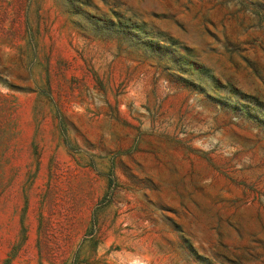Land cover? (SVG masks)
Here are the masks:
<instances>
[{"label":"rangeland","instance_id":"obj_1","mask_svg":"<svg viewBox=\"0 0 264 264\" xmlns=\"http://www.w3.org/2000/svg\"><path fill=\"white\" fill-rule=\"evenodd\" d=\"M0 264H264V0H0Z\"/></svg>","mask_w":264,"mask_h":264}]
</instances>
